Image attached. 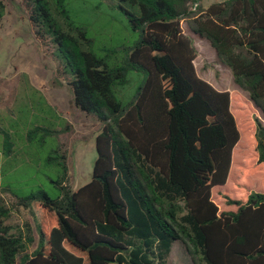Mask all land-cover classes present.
Listing matches in <instances>:
<instances>
[{"label":"trees","instance_id":"trees-1","mask_svg":"<svg viewBox=\"0 0 264 264\" xmlns=\"http://www.w3.org/2000/svg\"><path fill=\"white\" fill-rule=\"evenodd\" d=\"M21 1L73 76L76 104L102 129L91 180L77 190L59 147L46 160L59 167L51 190L0 186L30 210L39 234L29 253L32 227L5 225L11 210L0 197V264H169L178 241L194 264H264V0H117L138 38L105 56L74 0ZM183 20L248 96L198 75ZM134 70L143 81L126 101ZM2 132L0 153L12 160L14 137ZM40 133L46 142L57 131L34 125L27 140Z\"/></svg>","mask_w":264,"mask_h":264},{"label":"rangeland","instance_id":"rangeland-1","mask_svg":"<svg viewBox=\"0 0 264 264\" xmlns=\"http://www.w3.org/2000/svg\"><path fill=\"white\" fill-rule=\"evenodd\" d=\"M200 1L208 5L221 0ZM3 2L5 14L0 20V150L4 138L2 131H5L14 137L17 152L10 165L12 160L0 153V186H10L20 194L38 187L51 190V178L57 175L59 167L49 166L46 160L52 150L59 147L66 156L67 183L77 190L91 180L98 155L96 137L102 124L76 104L73 76L63 72L52 44L36 34V27L23 2ZM73 2V13L87 25L99 55L105 56V50L113 48L117 42L132 44L137 40L138 33L131 30L128 17L117 0ZM182 27L192 37L197 49L195 67L198 75L220 90L237 91L248 96L236 85L231 69L218 58L210 42L193 33L185 20ZM117 59L120 58L117 56ZM142 81L143 72H131L130 83L121 89L126 101L132 99ZM34 125L52 128L57 133L46 142L41 141V133L35 141L29 142L27 132ZM0 197L11 210L9 218L4 220L5 225L17 234L24 232L27 225L32 227L34 242L28 247L31 253L39 241L32 213L17 205L16 198L10 193L2 191ZM170 259V264H193L181 241L174 244Z\"/></svg>","mask_w":264,"mask_h":264},{"label":"built area","instance_id":"built-area-1","mask_svg":"<svg viewBox=\"0 0 264 264\" xmlns=\"http://www.w3.org/2000/svg\"><path fill=\"white\" fill-rule=\"evenodd\" d=\"M199 4V1L192 3V10H195Z\"/></svg>","mask_w":264,"mask_h":264},{"label":"crops","instance_id":"crops-1","mask_svg":"<svg viewBox=\"0 0 264 264\" xmlns=\"http://www.w3.org/2000/svg\"><path fill=\"white\" fill-rule=\"evenodd\" d=\"M216 2H218V1H216ZM212 3H214V2H211V3H209L208 5H204L205 7H208L210 4H212ZM216 88V87H215ZM218 89V88H217ZM220 90V89H219ZM175 244V243H174ZM174 246V245H173ZM172 249H173V247H172ZM171 253H172V251H171ZM170 256H171V254H170ZM170 258H169V264H170ZM194 264V263H193Z\"/></svg>","mask_w":264,"mask_h":264}]
</instances>
